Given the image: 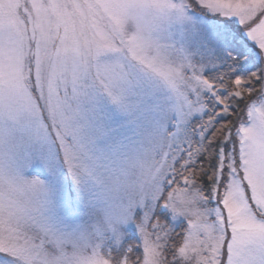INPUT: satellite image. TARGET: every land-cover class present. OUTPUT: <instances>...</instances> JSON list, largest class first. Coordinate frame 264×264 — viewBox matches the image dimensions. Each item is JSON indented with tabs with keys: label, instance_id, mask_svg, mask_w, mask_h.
<instances>
[{
	"label": "snow or ice",
	"instance_id": "1",
	"mask_svg": "<svg viewBox=\"0 0 264 264\" xmlns=\"http://www.w3.org/2000/svg\"><path fill=\"white\" fill-rule=\"evenodd\" d=\"M0 264H264V0H0Z\"/></svg>",
	"mask_w": 264,
	"mask_h": 264
},
{
	"label": "trees",
	"instance_id": "2",
	"mask_svg": "<svg viewBox=\"0 0 264 264\" xmlns=\"http://www.w3.org/2000/svg\"><path fill=\"white\" fill-rule=\"evenodd\" d=\"M246 114V113H245ZM245 114H244V117H245ZM246 118V117H245ZM235 119V118H234Z\"/></svg>",
	"mask_w": 264,
	"mask_h": 264
},
{
	"label": "rangeland",
	"instance_id": "3",
	"mask_svg": "<svg viewBox=\"0 0 264 264\" xmlns=\"http://www.w3.org/2000/svg\"><path fill=\"white\" fill-rule=\"evenodd\" d=\"M245 117H246V114H245ZM245 117H244V118H245ZM245 119H246V118H245Z\"/></svg>",
	"mask_w": 264,
	"mask_h": 264
}]
</instances>
